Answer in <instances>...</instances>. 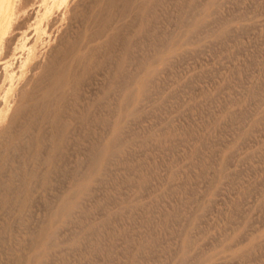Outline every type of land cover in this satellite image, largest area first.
I'll return each mask as SVG.
<instances>
[{
  "label": "rangeland",
  "instance_id": "1",
  "mask_svg": "<svg viewBox=\"0 0 264 264\" xmlns=\"http://www.w3.org/2000/svg\"><path fill=\"white\" fill-rule=\"evenodd\" d=\"M17 2L0 264H264V0Z\"/></svg>",
  "mask_w": 264,
  "mask_h": 264
},
{
  "label": "bare ground",
  "instance_id": "2",
  "mask_svg": "<svg viewBox=\"0 0 264 264\" xmlns=\"http://www.w3.org/2000/svg\"><path fill=\"white\" fill-rule=\"evenodd\" d=\"M19 2V1H18ZM17 2V0H0V46H2V42L5 39V36L7 37V33L8 31H11V29L13 28V17L15 18V16L17 17L18 15V8L19 3ZM18 3V4H17ZM17 14V15H16ZM12 25V26H11ZM191 26V25H190ZM12 27V28H11ZM10 33V32H9ZM5 41V40H4ZM4 43V42H3ZM2 44V45H1ZM1 48V47H0ZM1 50V49H0ZM1 53V52H0ZM2 54V53H1ZM0 54V55H1ZM82 66V65H81ZM24 71V69H23ZM23 71L21 73H19L18 76H21ZM65 74V73H64ZM63 79V78H62ZM64 82V81H63ZM53 84V83H52ZM62 84V83H61ZM60 84V85H61ZM50 85V84H49ZM63 86V85H62ZM50 87V86H49ZM54 87V86H53ZM61 87V86H60ZM57 89V88H56ZM13 92V85L11 84L9 86V88H7V92L3 97L2 103H0V124L3 122V120L10 114V98H11V94ZM56 93V91H55ZM133 94V93H132ZM57 96V95H56ZM50 97V96H49ZM58 97V96H57ZM127 97V96H126ZM21 99V98H20ZM48 99V98H47ZM51 99V98H50ZM54 99V98H52ZM57 99V98H56ZM38 100V99H37ZM19 109V108H18ZM20 110V109H19ZM14 116V115H12ZM10 118V117H9ZM11 119V118H10ZM9 128V127H8ZM6 129V128H5ZM113 141V140H112ZM111 142V141H110ZM101 152V151H100ZM111 152V151H110ZM114 154V153H113ZM112 154V155H113ZM100 156V155H99ZM98 157V156H97ZM94 164V163H93ZM97 167V166H96ZM94 170H96L94 168ZM76 191V190H75ZM76 193V192H75ZM70 198V197H69ZM70 202V201H69ZM71 203V202H70ZM68 205V204H67ZM63 211V210H62ZM70 211V210H69ZM61 212V211H60ZM62 214V213H61ZM60 216V214H59ZM58 220V219H57ZM48 230V229H47ZM42 233V232H41ZM44 233V232H43ZM42 236V235H41ZM44 236V235H43ZM42 236V237H43ZM41 239V238H40ZM43 240V238H42ZM37 248V247H36ZM38 254V253H37ZM39 255V254H38ZM35 256V255H34ZM37 256V255H36ZM32 257V256H31ZM32 262V261H30ZM35 262V261H34ZM33 264V263H30Z\"/></svg>",
  "mask_w": 264,
  "mask_h": 264
}]
</instances>
